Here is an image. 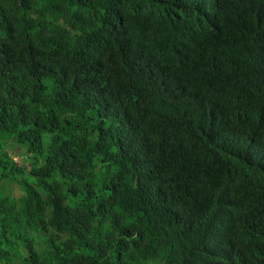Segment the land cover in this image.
Wrapping results in <instances>:
<instances>
[{
    "label": "trees",
    "instance_id": "trees-1",
    "mask_svg": "<svg viewBox=\"0 0 264 264\" xmlns=\"http://www.w3.org/2000/svg\"><path fill=\"white\" fill-rule=\"evenodd\" d=\"M0 264H264V0H0Z\"/></svg>",
    "mask_w": 264,
    "mask_h": 264
},
{
    "label": "rangeland",
    "instance_id": "rangeland-1",
    "mask_svg": "<svg viewBox=\"0 0 264 264\" xmlns=\"http://www.w3.org/2000/svg\"><path fill=\"white\" fill-rule=\"evenodd\" d=\"M15 159L17 160V161H20V157L19 156H15ZM14 190V193H21V190H20V187L19 186H14V188H13Z\"/></svg>",
    "mask_w": 264,
    "mask_h": 264
}]
</instances>
